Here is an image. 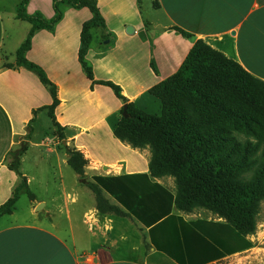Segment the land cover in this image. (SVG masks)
Instances as JSON below:
<instances>
[{
	"label": "crops",
	"instance_id": "obj_1",
	"mask_svg": "<svg viewBox=\"0 0 264 264\" xmlns=\"http://www.w3.org/2000/svg\"><path fill=\"white\" fill-rule=\"evenodd\" d=\"M96 1L105 21V30L101 29L103 40L111 35L115 39L112 47L106 45L111 42L109 37L107 42L101 43L106 46L103 51L94 50L91 41L85 58L91 63L93 81L86 77L84 86H77L76 75L60 64L66 50L70 49L78 60L81 27L91 17L86 7L76 9L74 13L64 10L63 17L51 31L37 30L25 56L39 65L57 86L59 104L53 114L54 120L63 128L64 138H60L62 148H57V142H54L56 148L50 149L56 152L58 167L69 166L65 146L76 148L87 160L84 172L89 180L120 176L111 182L112 193L103 190V194L111 204L129 212L128 206L133 204L139 189L136 186L145 183L144 179L129 175L149 174L150 152L146 148H132L114 136L117 113L125 102L111 87L99 82L110 81L118 85L126 102H133L147 112L150 98L147 102H141V99L151 95L147 92L149 88L178 70L194 39L204 40L264 81V0H156L158 6H152L161 16L160 21L153 22L159 29L156 38L169 44L165 46L168 55L161 63L156 60L155 69L150 65L151 53H146L145 43L141 42L139 48L145 51L140 63L135 49L128 45L131 38H127L125 20L129 18L128 8L132 14H141L137 0ZM18 4L19 0L14 4L15 16ZM26 11L29 14L38 12L49 19L54 13L52 0H29ZM79 11H83L82 19L74 17ZM143 26L140 31L133 28L131 34L141 32ZM174 26L192 34L193 39L177 33L172 29ZM29 29L25 30L26 35ZM4 47L5 23L0 10V204L11 196L19 181L7 165V154L19 146L27 130H33L40 113H47V109L39 108L52 102L48 89L34 72L23 67L1 68L4 58L14 63L17 50L10 61ZM110 54L121 60L110 63L107 60ZM145 64L149 66L148 78L139 71ZM104 90L113 93L110 103L105 102ZM48 117L54 136L57 128ZM109 117H114L113 122L102 127ZM103 154L116 155L106 157ZM23 155L20 170L29 186L32 178L22 170ZM75 176L74 188L68 191L60 173L61 186L51 199L36 197L31 191L33 199H28L29 208L35 216L30 222H19L16 207L12 213L0 217V264H210L221 259L208 261V245L188 228H212L193 223L200 220L223 223L222 218L209 211L206 218H200L177 210L174 204L168 216L150 225L133 215L103 214L95 207L92 191L79 183L76 173ZM153 181L174 194L172 177L153 178ZM40 203L41 210L36 212L35 207ZM42 212L45 220L36 217ZM156 213L157 208H148L142 218L150 219ZM195 230L210 240L203 231Z\"/></svg>",
	"mask_w": 264,
	"mask_h": 264
},
{
	"label": "trees",
	"instance_id": "obj_2",
	"mask_svg": "<svg viewBox=\"0 0 264 264\" xmlns=\"http://www.w3.org/2000/svg\"><path fill=\"white\" fill-rule=\"evenodd\" d=\"M28 1L19 0L16 18L30 23L31 27L15 51L14 63L4 58L1 68L23 67L37 75L52 99L49 105L39 109H47L60 138H64L63 128L54 120L53 114L59 104L57 86L25 54L37 30L54 29L63 17V6L86 7L91 17L81 27L78 61L86 77L93 81L92 68L85 56L92 41V30H105V21L96 0H52L54 13L49 19L38 12L27 13ZM152 5L157 7V1L153 0ZM172 29L187 39L194 37L177 26ZM99 83L111 87L125 102L126 116L122 107L120 118L113 127L114 136L132 148L148 147L150 152L149 174L129 176L145 180L144 185L136 187L151 186L155 191L149 196L151 202L145 205L141 196L135 194L133 204L128 206L129 212H125L111 204L103 194V190L112 193L111 182L120 176L89 180L84 172L87 160L83 154L74 147L65 146L67 164L77 174L79 183L94 194L96 209L103 214L133 215L150 225L168 216L173 204L183 213L202 208L225 221L193 223L207 224L212 227L209 230L188 228L208 245V261L249 247L246 236L254 232L260 203L264 200V81L204 40L194 39L178 70L147 91L159 100V115L126 102L118 85L110 81ZM30 133L25 134L27 139ZM26 150L25 141L7 154V165L19 181L11 196L0 204V217L12 213L21 194L33 199L27 179L20 170V160ZM160 177L173 178L174 194L153 181ZM117 199L121 201L118 196ZM148 208H157V213L146 221L142 213ZM195 229L203 231L210 240ZM235 240L241 242L239 247L234 245ZM186 242L188 245L189 241Z\"/></svg>",
	"mask_w": 264,
	"mask_h": 264
},
{
	"label": "rangeland",
	"instance_id": "obj_3",
	"mask_svg": "<svg viewBox=\"0 0 264 264\" xmlns=\"http://www.w3.org/2000/svg\"><path fill=\"white\" fill-rule=\"evenodd\" d=\"M16 1L17 0H0V10L1 13H3L5 23L4 49L10 61L15 58V56L13 58L12 53L19 47V45L26 37L25 30L29 29L31 26L29 25L30 23L28 24V22H21L16 18L14 7ZM138 6L141 14L139 15L136 12L132 14L131 10L128 8L130 14L129 18L125 20V23H127V27H133L137 31H140L143 25V27L145 28H143V30L139 33L137 32L136 34H129L127 38L131 39H128L130 40L128 45L131 48L135 49L134 51L136 52L137 61L138 63H140L142 61V54L143 52L145 53V51L141 50V52L139 48L141 47V42L145 43L146 53L147 51H150L151 53L150 65L153 69H155L156 60L161 63V61L168 55V51L165 49V46L169 43L166 40L164 41L162 39L156 38L159 35V29L153 22L157 20L160 21L161 16L158 10H155L152 6V0H140ZM69 8L71 7L64 6L63 11L71 10V12L73 13L77 12L76 9ZM82 12L79 11L74 17L82 19ZM85 12H88V10L86 9ZM145 18L147 19V21L145 20ZM121 28L122 27L119 26V29ZM92 37V47L96 51H103L106 49V46L101 43L107 42L108 37L111 38V42L106 45L110 47L114 45L113 41L115 39V36H107L103 40V32L100 28H94L92 30ZM107 58V60L112 64H114L115 59L121 60L116 55L114 56V54L108 55ZM86 61L87 64L92 67L91 63L88 60ZM60 64H64L65 66H67L69 70L72 71L73 75H76L75 81L77 86H84L86 82V75L81 67V64L78 62L76 53L73 52V49L66 50L65 54L62 57V63ZM141 64H143V62ZM139 71L141 75L144 74L143 76L145 77L146 75V77L148 78L147 75H149L150 73L149 66L147 64H145V67L142 66ZM112 98H114L112 91L104 90L105 102L110 103ZM148 98H150V102L147 103L146 106L147 112L159 115L161 113V105L159 100L152 95H145L141 99V102H147ZM119 118L120 113L118 112L117 119ZM113 120L114 117H109L107 121L101 124V126H106L108 123H112ZM52 132L53 129L51 128L47 113L41 112L37 120L33 124V130L31 131L29 137L30 140L27 139L26 136H23L24 140L19 143V147L22 142L26 141L27 144V150L23 155L21 167L22 170L25 173H28L32 178L31 183L29 184V188L36 197H43L46 199H51L52 196L58 194L59 188L61 186L58 179L60 173H62V176H64L63 182L66 185L68 191H70L71 188H74V184L76 182L75 173L69 166L66 165L62 168L58 167L56 152L55 150L53 151L51 149L53 147L56 148L55 146H53L54 142H57V148H62V145L58 131H55L54 136ZM45 143H47V145H45ZM48 148L51 149L49 150ZM146 149H148V147H146ZM103 155H105L106 157H115L116 154ZM153 189L154 188H151V186H143L137 189L136 194L137 196H141L144 205L151 202V200L146 196L147 194L153 193V191H155ZM85 192H89L88 189H85ZM143 193L145 196L143 195ZM28 199V196L23 193L19 196V199L17 200V203L15 205L16 216L19 219V222L22 223L30 222L34 218L33 216H35L30 213V205ZM40 210L41 208L38 210L35 209L36 212H39ZM190 213L195 214L200 218H206L208 215V211L202 208L195 209ZM39 214L40 217H36L45 220V218H43L45 217L44 212ZM207 229L209 230L210 228ZM246 239L250 242L249 247L224 256L223 258L210 264H264V200L260 203L259 212L256 217V228L252 234L246 236ZM240 243L241 242L239 240H235L234 245L239 247Z\"/></svg>",
	"mask_w": 264,
	"mask_h": 264
},
{
	"label": "water",
	"instance_id": "obj_4",
	"mask_svg": "<svg viewBox=\"0 0 264 264\" xmlns=\"http://www.w3.org/2000/svg\"><path fill=\"white\" fill-rule=\"evenodd\" d=\"M133 31H134L133 27L128 26V27L126 28V32L129 33V34L133 33ZM123 115L126 116V113H125V105H123ZM41 207H42V203L38 204V205L36 206V209L38 210V209H40Z\"/></svg>",
	"mask_w": 264,
	"mask_h": 264
}]
</instances>
